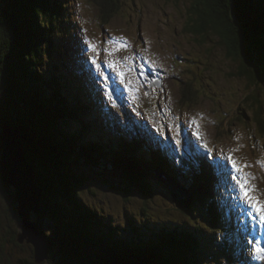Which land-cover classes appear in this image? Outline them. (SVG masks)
<instances>
[{"label": "trees", "instance_id": "1", "mask_svg": "<svg viewBox=\"0 0 264 264\" xmlns=\"http://www.w3.org/2000/svg\"><path fill=\"white\" fill-rule=\"evenodd\" d=\"M98 3L107 24L118 7ZM67 9L68 0H0V124L10 125L25 139L37 184L45 191L38 225L51 242L46 264H107L115 259L202 264L208 253L213 259L214 245L226 251L234 231L229 228L222 236L218 233L219 228L228 227L229 214L221 168L216 169L197 145L195 150L203 155H179L177 163L166 139H154L157 136L141 125L139 116L133 113L131 118L126 113L127 120L121 118L99 91L87 59L81 61L71 45ZM193 15L192 31L202 41L208 30L222 39L229 56L239 64L240 76L255 88L247 104L256 111L253 117L244 112V117L254 119L264 132L258 85L264 81V0H196ZM251 57L259 70L251 64ZM193 96L190 92V101ZM187 143L190 153L194 152L192 141ZM178 154H183L181 148ZM85 168L118 171L145 202L154 198L162 173L190 190L193 205L187 211L176 210L183 221L148 219L139 223L127 215L128 226L120 227L86 203L85 189L91 194L95 191ZM0 187L6 189L1 179ZM195 206L204 209L207 229L193 215ZM146 213L142 209L139 216L145 219ZM45 216L53 225L52 236L40 223ZM5 217L13 221L9 209L3 212L0 207V264H25L14 263L16 248L28 250L31 261L26 264H34L31 246L18 244V231L12 229L14 225L4 224L9 223ZM52 251L58 254L57 263Z\"/></svg>", "mask_w": 264, "mask_h": 264}, {"label": "rangeland", "instance_id": "2", "mask_svg": "<svg viewBox=\"0 0 264 264\" xmlns=\"http://www.w3.org/2000/svg\"><path fill=\"white\" fill-rule=\"evenodd\" d=\"M98 1L118 7L116 13H110L107 24ZM195 2L68 0L70 42L75 53L90 60L99 91L119 111L121 118L127 120L126 113L131 118H134L133 113L139 116L144 125H150L148 129L154 135L161 140L169 138L177 151L181 148L183 154H178L181 156L192 155L187 147L191 140L194 148L198 144L199 151L209 162L213 161L214 167L223 168L221 187L230 214L225 220L228 227L219 228L218 233L222 236L229 228L234 232L229 249L225 251L214 245L213 259L208 253L202 264H264V254L255 251L258 246L264 247V220L246 201L238 183L242 176L247 179V174L251 173L254 179L249 183L255 188L252 195L264 202V166L261 163L264 162V132L254 119L244 117V112L253 117L255 108L249 107L247 98L255 88L240 76L239 64L229 56L222 39L208 30L202 41L201 36L192 31ZM258 85L259 106L264 112V81ZM190 92H194L192 101L188 98ZM1 124L0 132L3 127L10 126ZM230 156L240 165L249 167L238 172ZM106 172L85 171L95 194L85 189L84 198L113 224L128 226L127 215L137 218L139 223L148 219L183 221L162 183L148 202L135 190L133 196L124 198L113 189L116 182L110 174L114 170ZM0 207L3 212L11 207L1 193ZM142 209L147 211L145 219L139 216ZM193 215L199 218V225L207 229L208 217L201 206L193 208ZM184 218L190 221L188 216ZM6 220L9 223L4 224L13 227V223ZM40 223L52 236L51 221L45 216ZM6 246L11 248L10 244ZM13 254L14 263L31 261L26 249L16 248ZM57 259L55 253L53 262L57 263Z\"/></svg>", "mask_w": 264, "mask_h": 264}, {"label": "water", "instance_id": "3", "mask_svg": "<svg viewBox=\"0 0 264 264\" xmlns=\"http://www.w3.org/2000/svg\"><path fill=\"white\" fill-rule=\"evenodd\" d=\"M250 61L259 70L253 57ZM262 79L261 77L259 80ZM26 150L25 139L17 135L11 127H3L0 132V179L6 189L0 187V193L5 194V199L11 206L9 211L13 225L18 231L16 235L18 244L31 246L35 263L41 264L48 262L51 251L50 239L38 225L45 202V191L37 184L36 171ZM110 176L116 182L113 189L124 198L133 196L134 190L141 195L118 171L114 170ZM107 178L109 179V176ZM161 183L171 197V204L177 209L187 211L192 207L194 200L188 188L176 184L162 173L158 174V186ZM107 264L145 263L138 261L129 263L115 259Z\"/></svg>", "mask_w": 264, "mask_h": 264}, {"label": "snow or ice", "instance_id": "4", "mask_svg": "<svg viewBox=\"0 0 264 264\" xmlns=\"http://www.w3.org/2000/svg\"><path fill=\"white\" fill-rule=\"evenodd\" d=\"M95 47V46H93ZM193 123L195 124L196 121L194 120ZM198 126V125H197ZM199 135V133H198ZM230 161L232 162V165L238 172H243L244 168L249 167V165L244 164L240 165L235 159H233L231 156L229 157ZM262 166H264V162H261ZM247 179H244L243 176L240 180H238L241 192L243 193L246 201L252 205V207L255 209L257 214L260 216L261 220H264V202L260 201L257 196L252 195V193L255 191L254 186H252L249 181L251 179H254V177L251 175V173L247 174ZM257 254H264V247H257L255 249Z\"/></svg>", "mask_w": 264, "mask_h": 264}, {"label": "bare ground", "instance_id": "5", "mask_svg": "<svg viewBox=\"0 0 264 264\" xmlns=\"http://www.w3.org/2000/svg\"><path fill=\"white\" fill-rule=\"evenodd\" d=\"M197 146H198V144H196ZM199 147V146H198ZM180 148V147H179ZM200 148V147H199ZM213 162V161H212ZM216 169H217V167H216ZM263 225V224H262ZM255 241V240H254ZM257 242V241H256ZM255 243V242H254ZM255 257H256V255H254ZM251 261V260H250ZM252 262V261H251Z\"/></svg>", "mask_w": 264, "mask_h": 264}]
</instances>
